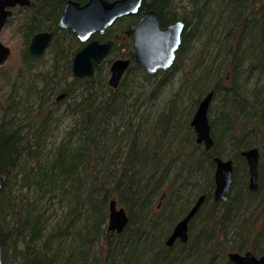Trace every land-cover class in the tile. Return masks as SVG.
I'll use <instances>...</instances> for the list:
<instances>
[{"label": "trees", "instance_id": "1", "mask_svg": "<svg viewBox=\"0 0 264 264\" xmlns=\"http://www.w3.org/2000/svg\"><path fill=\"white\" fill-rule=\"evenodd\" d=\"M65 1L33 0L30 7L17 8L8 20L20 17L27 45L35 34L53 32L48 50L54 46L56 51L49 66L41 60L48 50L36 56L27 49L24 67L1 108L3 264H233L227 252H242L239 242L231 244L254 220L251 215L257 220L245 233L248 239L254 235V253L262 255L264 0H187L189 9L181 15L175 11L181 0H144L141 12L158 11L164 26L178 19L185 22L183 44L172 70L150 75L135 62L132 39L125 37L131 65L117 89L108 85L104 64L96 67L92 78L73 76L71 58L83 44L74 33L59 27ZM138 16L120 20L124 21L120 31L124 33ZM215 19L218 22L213 24ZM190 25L195 27L193 33L187 31ZM220 28L222 35L217 37ZM110 33L98 38L105 41ZM205 33L215 36L216 56L212 47L202 46L197 69L184 71L189 65V58L182 60L186 45ZM123 37H109L114 40L111 53L119 51ZM39 68L44 72H38ZM226 68L231 73L229 87L220 78ZM180 72L185 73L183 87L193 101L191 111L210 92L214 93L212 103L223 93L227 96L222 98L221 113L213 116L209 110L216 140L210 151L195 144V134L186 140L191 149L183 145L185 138L175 148L172 138L167 146L160 144L162 136L177 138V124L185 111L183 100L169 104L150 125L155 100ZM216 77L215 85L205 84ZM253 80L256 83L251 84ZM65 117L71 124L54 139ZM223 135L232 140L234 181L228 199L214 202L213 158L224 156ZM253 147L261 151L254 193L249 189L247 164L240 156ZM203 194L205 202L189 224V242L166 247L174 223ZM113 199L129 214L121 234L108 230ZM242 217L247 220L243 227L238 225ZM236 228V236L230 239Z\"/></svg>", "mask_w": 264, "mask_h": 264}, {"label": "water", "instance_id": "2", "mask_svg": "<svg viewBox=\"0 0 264 264\" xmlns=\"http://www.w3.org/2000/svg\"><path fill=\"white\" fill-rule=\"evenodd\" d=\"M144 0H88L84 5L74 0H67L60 17L59 23L63 29H71L82 42H87L95 33H105L117 19L136 15L139 13ZM31 0H0V68L4 66L12 55V50L1 40L2 30L12 15L11 9L21 6H30ZM186 24L179 19L168 26L163 27L161 14L156 10L147 11L137 23L126 31L127 35H133L135 46V62L142 66L149 74H156L159 70L167 71L175 64L178 51L183 44V36ZM53 32H40L33 36L30 42V52L41 56L50 46ZM112 41L101 43L99 40L90 41L79 50L72 64V73L75 78H92L95 75V67L109 55ZM131 64L130 60H117L111 66V77L108 84L117 88ZM214 93H209L200 103L191 121V126L196 132L198 144H204L206 150L214 146L209 109ZM63 98L61 96L59 99ZM2 140L0 138V150ZM241 155L246 159L249 167V189L256 192L258 189V166L260 152L258 148L245 150ZM215 191L214 201H226L231 189L234 174L233 160L214 158ZM4 177L0 175V191L4 187ZM206 199L201 195L191 207L187 215L174 227L166 241L168 247H172L178 240L187 243L189 240V224L196 216ZM109 228L111 232L121 234L129 223V217L124 208H118L116 200L109 205ZM228 259L233 264H264V255L257 257L252 252L241 254L230 252ZM4 263V250L0 238V264Z\"/></svg>", "mask_w": 264, "mask_h": 264}, {"label": "rangeland", "instance_id": "3", "mask_svg": "<svg viewBox=\"0 0 264 264\" xmlns=\"http://www.w3.org/2000/svg\"><path fill=\"white\" fill-rule=\"evenodd\" d=\"M181 1L182 2L180 3V6L178 5L179 7L175 9V11L178 12V15L184 14L185 10L187 11V9H189V7L186 5L187 0H181ZM19 18H20L19 16L14 17L10 22H8L4 28V30L2 32V36H1L3 43L12 49L13 54H12V57L9 60V62L5 65V67L0 69V128H1V122L3 120L2 116H1L2 115V112H1L2 105L4 106V104H5L4 100L8 97V94L11 93L12 85H13L14 81L20 76L19 73L21 72V70L24 67L23 57H24L25 52L27 51V49L29 47V45H27L25 42L22 30H21L22 29V26H21L22 21L19 20ZM128 18L129 17H126L125 19H128ZM215 21H216V23L218 22L215 19V20H212V23L214 24ZM123 24H124V21L119 20L115 24V26L111 29V33H110L109 37H114V38L117 37L118 38L119 34L123 35L124 33H122L120 31L122 29V27L124 26ZM192 24H195V21L192 22ZM193 27H194V25H193ZM193 27L190 25V28L187 31H191L193 33V30L195 28V27L194 28ZM218 31H216V35H215L217 37H219L218 35H222L220 33L222 31L221 28L218 29ZM215 36L208 34V33H205L198 40H195L194 42L186 45V47L182 53V60H183V57L185 59L189 58L187 61V63L189 65L187 66V68L184 67L185 68L184 71L186 70V72H190V69H193V70L197 69L196 67H197V64L199 63V60H200V58L198 57L199 49L201 51L203 48L202 46H204L205 48H207L209 46L212 47L211 53L216 56L215 53H217V50H215V42H216ZM209 40L211 41L212 46H211ZM122 44H125V45H122ZM127 44H128V41L125 40V38L123 37V39L121 40V43H118V45H117L119 48V51L112 52L111 55L108 57L109 60L107 62L103 63L104 64V69H103L104 74L103 75H105V73L107 72V75L104 76L107 82L110 78L111 63L115 59H118V58L119 59L120 58H127V53L125 52L126 51L125 46L127 47ZM55 51H56V47H54V46L50 50L47 51L46 55L41 59L42 62H44L43 64L46 63V65L47 64L49 66L52 65L53 57L55 56ZM204 55L206 56V52ZM71 59H73V58H71ZM245 67H247V65ZM228 69L229 68H226L224 70L225 72L222 73V75L220 76V78L223 77V85L225 87L231 86L230 81H229L230 80L229 77H230L231 73L229 72ZM39 71L44 72V69L39 68L38 72ZM171 72H170V74L166 75V79H169L170 76L173 74V72L172 73ZM198 73H199V71H198ZM246 78H247V73H245V80H246ZM160 79H162V76L160 77ZM215 79H219V78H217V77L216 78H210V79L206 80L205 84L207 86L208 85H210V86L215 85V83H216ZM253 81L254 82L250 81V83L251 84L256 83L255 80H253ZM67 82H71V79L70 78L67 79ZM262 82H259V85H261ZM184 83H185V73L180 72L179 74H177L175 76L174 80L172 79V81H170L168 83V85L162 90V93H160L158 99L155 100V104L153 106L154 112L152 111L151 118L149 117V120H151L150 121V125H151V123L156 122L157 116H159L165 108H168L169 104H171L173 102L176 103L177 101H180V103L184 101L182 104H183V110H185V111L183 112L182 115H180L182 117L181 122H179V124H177L178 128H177L176 132H177L178 136H177V138H173L172 136H170V138H167L166 137L167 135L164 133L166 136L165 137L162 136L160 138V144L162 146H167L168 140L172 138L174 140V148L178 147L177 145L180 144V141L185 138V140L183 141V145L186 146L188 149L192 148V145H190L191 143H187L186 140L191 139L195 134L193 128L190 126V122L193 119V116L195 114L197 106L193 109V111H191L192 110L191 104L193 101H192V99H190V97H187L189 95H188V92L183 87ZM250 83L248 82V84H250ZM249 86L250 85H248L246 92L250 96V93H251L250 89H252V88H250ZM224 91H226V90H224ZM227 91H230V90H227ZM219 94H221V93H219ZM226 94H228V93H226ZM226 97L227 96H224V93H223V97L221 94L213 101V103L211 105V111H212L213 116L219 114V112L221 113L222 108H223L222 105L224 104V103L222 104V101H223L222 98H225V100H226ZM148 105H150V104H148ZM147 110L148 109L145 108V111H147ZM185 112H187V113H185ZM63 119H61V123L57 126V130H56L54 139L58 138L65 129L69 128V126L71 124L72 120L69 117H65ZM136 123L137 122H135V124ZM188 128H190V130ZM118 133H120V132H118ZM192 134H193V136H192ZM173 140H172V142H173ZM193 140L195 142V138ZM195 144H196V142H195ZM231 144H232V140L229 137V135H223L222 142H221V150H222V153L224 154L223 159H228V158H231L233 156L234 150H233V147ZM125 152H126V150H125ZM231 159H234V158H231ZM239 170L241 171V169H239ZM247 170H248V174H249L248 165H247ZM174 171H175V168H174ZM174 171L172 170L173 174H174ZM214 171H215V169H214ZM195 178L196 177H194L193 179H195ZM238 181H239V179H238ZM248 182H249V176H248ZM167 185H169V184H167ZM263 192H264V190H263ZM206 214L207 213L205 212L203 214V216H205ZM251 217H253V219L256 222L257 218L252 216V215H251ZM243 219H246V218L242 217V219L240 220V222L238 224L242 227L245 224V222H247V220H243ZM178 220L176 221V223L178 222ZM254 220H252V218H251V222H249V224H247L248 227L244 226V228H245L244 233L241 232L238 235L240 237H238V239H236V241H233L231 244V245H233L235 242H239L237 244H241L242 248H243L241 253H244L246 251H253V252L255 251L253 249L254 248V235L248 239L247 238L248 233H245V232L250 231V230H248V228L249 229H251V227L253 228ZM176 223H174V225ZM257 225H258V222H257ZM259 227H260V225L257 228L259 229ZM236 233H237V228L232 229L230 234H229V238L234 239V237L236 236ZM230 251H233V250L229 249L228 252H230Z\"/></svg>", "mask_w": 264, "mask_h": 264}, {"label": "flooded vegetation", "instance_id": "4", "mask_svg": "<svg viewBox=\"0 0 264 264\" xmlns=\"http://www.w3.org/2000/svg\"><path fill=\"white\" fill-rule=\"evenodd\" d=\"M75 1H77V0H75ZM87 1H88V0H86L85 2H80V3H81V4H84V3H86ZM65 2H66V1H65ZM78 2H79V1H78ZM64 5H65V3H64ZM25 8H28V7H25ZM140 13H141V12H140ZM115 24H116V23H115ZM115 24H113L111 27H109V28L106 30L105 33H103V34H101V33H99V34H98V33H95V34H93L92 36L95 35V37H97V38H98L99 36H100V37H102V36L104 37L109 31H111V29L115 26ZM131 25H132V24H131ZM131 25H130V26H131ZM130 26H129V27H130ZM59 27H60V26H59ZM129 27H128V28H129ZM60 28H61V27H60ZM61 29H63V28H61ZM63 30H69V31H71V29H63ZM71 32H72V31H71ZM72 33H74V32H72ZM75 35H76V34H75ZM76 37H77V35H76ZM130 38H131L132 41H133V36H131ZM77 39H78V37H77ZM98 39H99V38H98ZM108 39H109V38L107 37V39H105V41H106V40H107V41H109V40H113V39H111V38H110L109 40H108ZM99 40H100V39H99ZM78 41H79V39H78ZM105 41H104V42H105ZM113 43H114V42H112V47H113ZM112 47H111V48H112ZM101 65H102V64H101ZM101 65H99V66H101Z\"/></svg>", "mask_w": 264, "mask_h": 264}, {"label": "bare ground", "instance_id": "5", "mask_svg": "<svg viewBox=\"0 0 264 264\" xmlns=\"http://www.w3.org/2000/svg\"><path fill=\"white\" fill-rule=\"evenodd\" d=\"M249 74H251V72Z\"/></svg>", "mask_w": 264, "mask_h": 264}]
</instances>
